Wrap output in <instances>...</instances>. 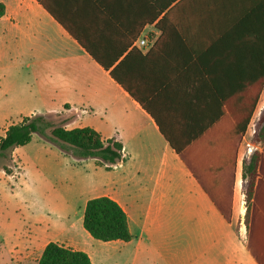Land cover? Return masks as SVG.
<instances>
[{
  "label": "crops",
  "instance_id": "1",
  "mask_svg": "<svg viewBox=\"0 0 264 264\" xmlns=\"http://www.w3.org/2000/svg\"><path fill=\"white\" fill-rule=\"evenodd\" d=\"M41 1L0 0V108L20 113L0 139L36 115L93 128L122 145L113 168L122 169L118 184L131 204L102 194L125 211L129 242L100 245L89 234L90 247L54 242L85 252L91 264H256L246 248L242 158L264 100V0H177L160 17L148 0ZM117 66L152 114L112 79ZM231 191L227 222L207 193L220 201ZM258 197L255 237L264 241V183ZM14 240L21 260L36 264L51 242L36 229L1 246Z\"/></svg>",
  "mask_w": 264,
  "mask_h": 264
},
{
  "label": "rangeland",
  "instance_id": "2",
  "mask_svg": "<svg viewBox=\"0 0 264 264\" xmlns=\"http://www.w3.org/2000/svg\"><path fill=\"white\" fill-rule=\"evenodd\" d=\"M19 115V112L7 107L0 108V136L4 126L17 123ZM263 116L264 100L256 111L254 124L244 143L243 165L254 153L263 149V144L257 140L264 123ZM47 118L55 126L62 125L59 116L50 115ZM101 132L107 136L113 133V129H101ZM46 134L51 136L50 130ZM247 145H250L251 152H248ZM15 149L3 155L0 153V254L3 264H36L34 256L27 258V262L21 260V241L14 240L10 247H2L6 236H26L42 229L45 230L46 240L51 242L57 240L75 247H90L88 233L83 223L79 224L87 201L102 194L117 195L131 205L128 190L118 184L122 169L107 170L98 166L96 159L78 160L71 154L65 156L40 133L33 134L28 145ZM7 167L12 169L13 175L6 174ZM247 182L244 180L243 190ZM98 243L105 245L100 241ZM98 249L101 253L102 246Z\"/></svg>",
  "mask_w": 264,
  "mask_h": 264
},
{
  "label": "trees",
  "instance_id": "3",
  "mask_svg": "<svg viewBox=\"0 0 264 264\" xmlns=\"http://www.w3.org/2000/svg\"><path fill=\"white\" fill-rule=\"evenodd\" d=\"M37 1L43 5L41 0ZM148 1H153V4L157 8L158 16L160 17L166 12L167 4H172L177 0ZM4 13L5 7L3 4H0V17ZM164 21L165 16L159 23V28L162 31ZM101 66L106 70L110 69L106 65L102 64ZM118 69L119 66L110 72L112 79L148 113L152 114L149 111L147 103L139 99L126 82L119 77ZM260 92L259 90L256 94L255 106L260 98ZM251 116L252 111L248 114L245 125L240 129L241 134L246 132ZM262 120L264 122V116ZM47 130H50L51 136L46 134ZM35 133H40L49 139L65 155L71 154L78 160L88 158L96 159L97 165L105 167L107 170L119 164L123 159V147L119 142L113 139L104 141L101 134L90 127L66 129L63 124L55 126L52 121L48 120L47 116L43 115L25 117L21 123L10 126L6 130L5 136L0 139V153L3 155L15 148L28 145L32 141V136ZM257 140L263 144V149L261 152L254 153L244 163L242 174L243 179L248 181L244 189L246 195V248L256 264H264V241L255 237V219L262 216V209L256 206V201L259 199L258 195L260 194L261 185L264 183V123L258 132ZM168 142L194 178L198 180V176L184 158L182 150L169 140ZM5 172L8 175H13L12 169L8 167L5 169ZM207 194L218 212L227 222H230L232 191L229 193V196H227V193L221 195L220 201L213 197L211 193ZM83 228L93 239L104 243L113 241L129 242L132 240L125 211L116 201L107 196L96 197L87 201L83 215ZM236 231H238L237 228ZM37 264H91V259L85 252L76 251L56 242H50L43 250Z\"/></svg>",
  "mask_w": 264,
  "mask_h": 264
},
{
  "label": "built area",
  "instance_id": "4",
  "mask_svg": "<svg viewBox=\"0 0 264 264\" xmlns=\"http://www.w3.org/2000/svg\"><path fill=\"white\" fill-rule=\"evenodd\" d=\"M140 46L141 47H146L147 46V41L144 39V40H142V41H140ZM248 147L250 146V145H247ZM248 152H251V148L249 147V149H248Z\"/></svg>",
  "mask_w": 264,
  "mask_h": 264
}]
</instances>
